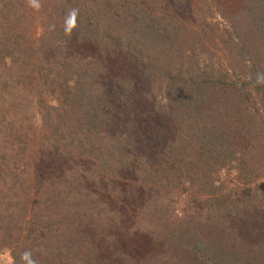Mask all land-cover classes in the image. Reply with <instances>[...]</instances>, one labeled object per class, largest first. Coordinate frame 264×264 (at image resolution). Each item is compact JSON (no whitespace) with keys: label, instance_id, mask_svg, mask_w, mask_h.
<instances>
[{"label":"trees","instance_id":"1","mask_svg":"<svg viewBox=\"0 0 264 264\" xmlns=\"http://www.w3.org/2000/svg\"><path fill=\"white\" fill-rule=\"evenodd\" d=\"M175 1L0 0V264H264V0Z\"/></svg>","mask_w":264,"mask_h":264},{"label":"rangeland","instance_id":"2","mask_svg":"<svg viewBox=\"0 0 264 264\" xmlns=\"http://www.w3.org/2000/svg\"><path fill=\"white\" fill-rule=\"evenodd\" d=\"M114 1H116V0H114ZM201 1L202 0H194L193 1V2H196V3H194L196 6H194L192 8V11H190V9L188 8L189 5L186 6L187 9H182L183 11L187 12V16H184L183 18L181 17V19L182 20L188 19L187 21L191 22L190 23V29H196L197 26L199 25V22L202 19H205V21L207 23H209L211 26L212 25L216 26L220 31H222V29L225 27V25H227V23L224 22L221 19V17L219 16V14L217 12H214L213 16L212 15L206 16V14H207L206 11H208V7L209 6H211L212 8L215 7L213 1L212 0H203V1H205L203 8L200 5ZM203 1H202V3H203ZM177 2L174 0V3H177ZM170 3L172 4L171 1H170ZM233 3L236 5L237 1L234 0ZM237 9H238V5L236 6V8L233 9V11H236ZM198 10H199V12H198ZM201 10H202V12L200 13ZM157 14H158L157 16H161L162 15L159 12H157ZM182 24L189 26L188 23H182ZM111 32H113V33H110V34H116V32L113 31V30H111ZM122 42L124 44V42H126V40L124 39ZM123 54H125V53H123ZM195 54H196V56L193 57L189 53H186L185 57L183 59H180V60L178 59V60L173 61L172 62L173 64L170 67V72L172 73V75H178L180 66L183 63L187 64L188 62L191 63V64H194V65L197 64V67H199L200 69H203V68L210 69V66H212V64L209 62L208 56L205 54V51L204 50L203 51H197ZM90 57H93V56H90ZM141 61L142 62H146V59H141ZM124 64L126 65V63H124ZM222 65L226 67V64H222ZM248 65L249 66H248L247 69L251 70L255 66V63L252 61V62L248 63ZM133 67H134V65H133ZM187 67L188 66L185 65L184 69H187ZM218 67L219 66L216 65L214 68H218ZM153 78L154 79H151L149 81L145 80L144 81L145 83L143 81H141V83L138 84V86L141 87V91H142V93L141 92L139 93L140 99H142V101L154 100L155 103L158 106H161V108L165 107L168 104V97H167V94H166V84H167L168 80H167L166 77H162L161 75H156ZM238 86L240 87V84H238ZM141 94H142V97H141ZM145 103H147V102H145ZM257 106L260 107L259 104H257ZM141 108H144V106H141ZM140 113H141V117L143 118L144 117L143 114H142L143 112H140ZM125 118H127V117H125ZM119 119H123V118H119ZM130 119H133V118H130ZM239 121L240 120H238L237 116H235V115L233 116L231 114V118L226 119V124L233 131L235 130V128H237V130L240 131L241 128H242V122L240 123ZM128 123H130V122H128V121H127V123L125 122V124H128ZM146 125L149 126L148 121H147ZM33 137L39 138L40 136H39V134H37V135H35ZM154 137L157 138L156 135H154ZM40 151H41V149H39V146L36 144V142H31L30 143L29 149H28V155H33L34 156ZM45 162L36 158V162L33 163L34 168H33V172H32V175H31L32 178H29L28 181H27V184H28V186L31 187V190L36 186V183H38L39 177L42 176L41 174L43 173L44 169L50 171L52 166L53 167L55 166V168H56L57 165H58V164L54 165L53 161L49 160V162H47V164H46L47 167H44L43 164ZM125 188L126 189H121V192H120L121 196L124 199H126L124 197V195H125L126 191L129 190V186H125ZM31 193H32V191H31ZM120 205H121V202L119 203L117 201V202L113 203L112 207L108 206V208L110 210L109 216L111 218H113V219L117 218L118 220H123V221L127 220L129 214L126 211V209H124L125 206L121 207ZM7 255L8 254L5 253L4 251H0V256L8 258ZM11 260L12 259H10V261Z\"/></svg>","mask_w":264,"mask_h":264},{"label":"clouds","instance_id":"3","mask_svg":"<svg viewBox=\"0 0 264 264\" xmlns=\"http://www.w3.org/2000/svg\"><path fill=\"white\" fill-rule=\"evenodd\" d=\"M77 15V10H73L70 14L69 19L66 21V32H71L74 27V18ZM258 83H264V76L258 77ZM23 259L27 262V264H35V262L31 259V253L26 252L23 256Z\"/></svg>","mask_w":264,"mask_h":264}]
</instances>
